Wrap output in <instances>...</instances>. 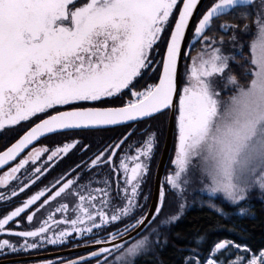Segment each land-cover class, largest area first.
I'll list each match as a JSON object with an SVG mask.
<instances>
[{
	"label": "snow or ice",
	"instance_id": "6c2138e0",
	"mask_svg": "<svg viewBox=\"0 0 264 264\" xmlns=\"http://www.w3.org/2000/svg\"><path fill=\"white\" fill-rule=\"evenodd\" d=\"M177 4L178 0H0V130L21 122L31 125L34 117L40 121L0 152V168L15 161L40 138L56 135L70 141L51 150L48 161L66 156L74 149L87 154L91 147L69 134L111 131L171 111L177 132L172 161L175 172L166 177V183L182 195L190 183L187 135L198 122L211 117L222 95L212 78L231 85L230 62L235 63L237 55L246 60V55L244 47L234 49V54L228 56L221 47L213 45L192 58L188 82L180 88L178 61L198 0H183L170 39L165 41L166 51L163 54L156 51ZM240 6H244L238 16L241 21L252 20L255 15L254 31L249 24L243 27L251 41L252 62H264V0L258 4L256 0H218L199 19L193 43L197 40L209 43L204 34L211 22L230 10L234 13ZM254 7L255 12L251 11ZM220 30H232L233 41L239 31L236 25H223ZM154 51L160 56L158 62L150 55ZM156 63L162 66V71L154 68L157 77L151 79L158 78V83H148L143 90H135L139 84L137 78L143 79L144 70ZM129 94L131 99L124 101V96ZM115 100L121 106H97L110 105ZM132 134L128 132L118 142L98 145L87 161L72 169L71 178L58 179L51 188L37 190L18 203L14 198L35 186L43 174L42 167L29 170L26 166L30 161L35 165L49 149L34 150L4 172L0 176V188L10 190L0 192V202L15 206L10 211H0V236H14L22 242L0 239V254L5 250L12 254L31 252L76 238L85 240L86 247H101L67 264H91L92 260L96 264H134L152 243L143 232L161 213L166 190L161 186L154 213L139 204L156 136L150 134L143 147L136 148L135 155L125 152L117 163L122 145ZM256 188L264 191V178L231 196L208 193L238 203ZM38 201L39 206L32 211ZM50 202H56L54 211H48L46 217L37 221V214L46 205L51 207ZM137 212L139 215H135ZM178 218L170 216L161 223L167 225ZM126 219L131 222L123 229L117 228L108 237L98 235ZM12 225L23 230L17 231ZM152 232L157 230L153 228ZM202 243L203 238L197 240V245ZM250 251L222 240L208 249L207 256L193 251L185 257L184 264H264V251L249 256Z\"/></svg>",
	"mask_w": 264,
	"mask_h": 264
},
{
	"label": "trees",
	"instance_id": "16d2710c",
	"mask_svg": "<svg viewBox=\"0 0 264 264\" xmlns=\"http://www.w3.org/2000/svg\"><path fill=\"white\" fill-rule=\"evenodd\" d=\"M215 1L206 0L198 19ZM179 7L180 5L174 13L173 23ZM243 10L244 6H240L235 9L234 13L231 11L220 18L228 24L237 21L240 23L239 28L243 31L246 20L241 21L238 18ZM218 19L213 21L208 30L209 34L220 32V24H216ZM254 19L255 15L249 23ZM245 44L246 53H250L249 40L245 41ZM252 59V56L250 60L248 59L246 68L239 64L235 65L237 81L241 83L240 87H248L252 81L264 76V62L262 65L261 63L254 64ZM157 80L158 78L155 82ZM168 119L169 112L167 115L158 114L155 118L144 121L157 125L164 140ZM24 131L9 143L11 144ZM250 131L251 134L247 135ZM244 134L245 139L238 147L236 161L229 165L227 171L228 186L237 191L250 187L264 178V158L262 157L264 154V121L256 122L250 129L246 128ZM6 147L7 145L0 147V151ZM178 217L174 222L162 225L155 235H151V238L155 237L154 241L135 259L134 264H184L185 257L190 256L193 251H199L202 256H207L208 249L222 240H229L250 249L249 254H259L260 251H264V191L259 188L250 190L246 194V199L238 203L229 202L222 195L212 196L209 193L195 195L189 207L183 210ZM201 238H203V243L197 245V240ZM232 251L235 253V249Z\"/></svg>",
	"mask_w": 264,
	"mask_h": 264
},
{
	"label": "flooded vegetation",
	"instance_id": "af4514ba",
	"mask_svg": "<svg viewBox=\"0 0 264 264\" xmlns=\"http://www.w3.org/2000/svg\"><path fill=\"white\" fill-rule=\"evenodd\" d=\"M183 0H179L178 5L181 4ZM173 16L170 18L169 26L165 29L164 32L161 33V38L158 40L159 47L156 48V51H159L162 54V51L164 50V47L166 46L165 41L168 40V34L172 28L173 25ZM250 20H246L245 24H249L250 30L254 31L255 26V19L253 22H250ZM216 24L219 25V31L213 34H209L208 32L205 33L209 38V43H205L203 40H197L195 43L191 45V50L189 55L185 58L184 64L182 67V85L184 86L185 83L188 81V70L191 68L192 65V58L196 57L201 52L205 51L207 48H211L213 45L216 47H221L222 52L224 55L232 56L234 54V49H236V40L233 41L232 37L234 35V32L232 30H225L221 31L220 28L223 25H236L237 28L241 31V28H239V24L237 21H235L232 24L226 23L222 18H219ZM236 34V33H235ZM249 35V34H248ZM214 38V39H213ZM236 50H239L238 48ZM150 55L155 56L156 61L158 62L160 60V56L155 55V51L152 52ZM236 63V62H235ZM235 63H232L234 65L233 71L236 67ZM159 69L161 70V65L158 63L153 64L149 69H145L143 75V79L137 78L139 81V84L137 85L136 89L137 91L143 90L144 86L148 83H156V79H151L152 77H157V72L153 71V69ZM229 71H232L230 68ZM215 77L212 79L214 80ZM219 82H222L218 80ZM217 82V79L215 78V84ZM134 84L137 82L134 81ZM228 87V85H225L222 82L221 88ZM226 87V88H227ZM226 88L222 89V95L219 96L217 103L215 105V110L218 107L222 109V112L224 111V106L228 103V98L231 95L236 93V88L234 87L231 92L228 90L226 91ZM126 92L128 90H125ZM226 91V92H225ZM225 97V99H224ZM131 99L130 94L124 96V101H127ZM224 100V101H223ZM97 106H121L119 100L113 101L110 105H97ZM51 111V110H50ZM226 113V111L224 112ZM54 114V113H52ZM44 118V117H43ZM34 123L31 125H28L27 122H21V125L16 126H6L5 129L0 130V147L8 146L11 142L20 132L27 130L29 127H31L33 124L39 121L38 118H33ZM17 129H19L17 131ZM128 132H132V136L125 142L124 145H122L121 150L118 153L117 157V163L120 155L125 154L127 152L128 155H135V150L138 147H143V142L147 140L148 136L150 134H155L156 136V144L153 150V154L150 160L147 161L148 163V172L146 173L144 180L141 185V194L139 197V204L143 206V209L149 210L152 196H153V190H154V179L155 174L157 170V166L159 163V160L161 158V154L164 147L165 137L163 140V136L159 131V128L157 125L150 121H140L136 123L129 124L128 126H117L111 131H102V132H83L78 135L69 134L72 136L73 139L79 140L81 144L89 145L92 149V151L87 152L85 154L83 151H77L72 150L68 155L62 157L54 158L52 161H48V156L51 154V150H53L55 147L63 145V143L70 142L68 139H66L63 136H56V135H50L47 138H44L40 140L38 143H36L32 148H30L21 158L16 160L13 164L9 165L5 169L0 171V176L3 175L4 172L8 171L11 167H14L16 164L19 163L20 159H23L27 156H29L30 153H32L36 149H42L47 147L49 149L48 152L43 153L40 156V159L36 161L35 165H33L30 161L29 165L26 167L29 170H34L35 167H42L43 174L40 177V180L37 181L36 185L33 186L31 189L26 190L24 193L20 194L19 198H14L16 202L26 199L30 194H34L35 191L45 188L46 186L48 188L52 187V184L55 183L58 179H66L71 178L72 169L76 167L77 164H81L82 161H87L88 158L92 155V153L96 150V147L101 144H107L111 143L112 141H119V139H122L124 135H126ZM176 143H177V132L175 128L172 148L170 152V156L168 158V162L165 168L164 177H163V186L165 190L167 188H170L166 183V177L170 174H173L175 170H171L174 168H171V162L176 150ZM190 143V142H189ZM187 144V152L190 151V148L193 147L192 144ZM79 147V145H78ZM129 166H132V162L129 161ZM171 168V169H170ZM21 173L20 175H22ZM113 180H115V177H113ZM15 183V182H14ZM9 189L0 188V192H6L9 191ZM47 195V193H46ZM145 197H147V200H145ZM43 200V198H41ZM40 201L37 202V205H34L32 207V211H35V209L39 206ZM51 207L45 206V209L41 210L40 213L37 214L36 220L39 221L43 217H46L48 214V211H54L56 207V202H50ZM14 204H5L3 202H0V211L7 209L10 211L12 207H14ZM135 215H139V212L135 213ZM57 218H59V214H57ZM129 220H124L121 223L114 224L110 226L106 232H99L98 235L100 237H108V234L111 232H115L117 228L123 229L126 223H130ZM154 223V222H153ZM151 224V226L153 225ZM151 226L148 227L147 231L151 229ZM13 229L19 231L23 230L22 228H15V225H12ZM144 231L143 235L147 232ZM0 239H9L13 243L19 244L22 241L18 240L14 236H0ZM86 241L76 238H70L65 244L63 245H45L44 247L40 248L39 250H33L31 252H20L17 254L8 253L7 250L3 254H0V264H48L49 261L52 262V264H60L61 261L64 262V264H67L68 261L77 260L79 257L82 256H88L91 251L98 250L101 246H94V247H86L85 246ZM101 260L103 257L100 258ZM91 264H96L95 260L91 261Z\"/></svg>",
	"mask_w": 264,
	"mask_h": 264
},
{
	"label": "rangeland",
	"instance_id": "374dc122",
	"mask_svg": "<svg viewBox=\"0 0 264 264\" xmlns=\"http://www.w3.org/2000/svg\"><path fill=\"white\" fill-rule=\"evenodd\" d=\"M256 3L258 4L259 1L256 0ZM253 11L255 12V7L253 8ZM237 40H236V49H240L241 47H244L245 55H246V60L245 59H239V56L237 55V61L235 63L239 64L241 67L246 68L247 66V61L248 59H251V54L246 53V44L245 41H250L249 35L246 34L244 31H238L236 32ZM262 65V62H261ZM234 65L232 62H230V68L232 71H229V75L231 77L233 74H236L235 68L233 71ZM188 82V81H187ZM186 84V83H185ZM222 82H219L217 80L215 84V78H214V86L217 88V90L222 92V89L226 88L223 87L221 88ZM241 86V83L238 82L237 80L232 79V84L228 85L226 88V91L228 90L229 92L232 91L234 87ZM225 91V92H226ZM232 96V95H231ZM228 98V97H227ZM225 99V97H224ZM224 101V100H223ZM229 105V101L224 106V111L222 112V109H220L219 104L217 109L215 110V115L212 116V121L210 123V127L208 130L204 131L202 138L197 140L196 142H193L192 145L193 147L190 148V151L188 152V157L190 153H196L195 156L191 158V162L188 163V174L187 178L189 179L190 183L187 184L186 190L183 192V194H179L177 192L172 191L170 188L166 189V200L164 203V206L162 208L161 213L159 214L158 218L155 220L153 225L151 226V229H149L144 235L149 236V239L151 242L154 241L155 237L151 238V235H155V233L152 232V229L155 228L158 230L162 225L161 221L168 219L170 216H180L181 212L185 210L186 208L189 207L191 204V201L195 197V195H201V194H207L208 192L206 191L204 184L210 183L209 178L207 175H205L202 172V160L205 156L209 154L215 147L219 145L221 141H226L228 144V155H229V164L227 171L229 170V165L233 162L236 161L237 158V150L238 147L241 145V143L244 142L245 139V134L244 132L246 131V128L240 131H235L227 126L228 121L226 120V113H224ZM252 131V130H251ZM251 131L248 132L247 135L251 134ZM249 139V138H248ZM252 139V138H251ZM262 157L264 158V154H262ZM175 155L172 159L174 160ZM172 161L171 162V170H175V166L173 165ZM228 173V172H227ZM170 175V174H169ZM181 204H183V209H181ZM152 244V243H151ZM244 248V247H241ZM251 254H249L250 256ZM259 255V254H256Z\"/></svg>",
	"mask_w": 264,
	"mask_h": 264
},
{
	"label": "clouds",
	"instance_id": "9594fccd",
	"mask_svg": "<svg viewBox=\"0 0 264 264\" xmlns=\"http://www.w3.org/2000/svg\"><path fill=\"white\" fill-rule=\"evenodd\" d=\"M237 80L236 74L232 76ZM226 110L227 126L235 131L251 128L258 121H264V76L252 81L248 87L240 89L228 97ZM196 153H190L188 163ZM229 164L228 144L221 141L202 160V172L208 176L210 183L204 184L207 192H220L231 196L237 190L228 186L227 168Z\"/></svg>",
	"mask_w": 264,
	"mask_h": 264
},
{
	"label": "water",
	"instance_id": "95a60500",
	"mask_svg": "<svg viewBox=\"0 0 264 264\" xmlns=\"http://www.w3.org/2000/svg\"><path fill=\"white\" fill-rule=\"evenodd\" d=\"M179 2V0H178ZM206 0H198V4H197V7L196 9L194 10L193 12V15L192 17L190 18L189 20V25H188V28L186 29L185 31V39L184 41L182 42V56L180 58V60L178 61V77H179V81H180V84H179V87L181 88V85H182V67H183V64H184V60L185 58L189 55L190 53V50H191V45L193 44V40L195 39V26H197L198 22H196L197 18H198V15L203 7V5L205 4ZM218 0H216L214 3H217ZM213 3V4H214ZM212 4V5H213ZM211 5V6H212ZM183 6V1L182 3L180 4V8H182ZM210 6V7H211ZM177 7H178V4H177ZM209 7V8H210ZM208 8V9H209ZM177 9V8H176ZM176 9L173 10V14L174 12L176 11ZM207 9V10H208ZM206 10V11H207ZM206 11L203 13L205 14ZM232 10H230L231 12ZM226 14H223L221 16H224ZM203 16V15H202ZM201 16V18H202ZM220 16V17H221ZM172 17V16H171ZM170 17V18H171ZM179 17V11L177 13V16H176V19H178ZM200 18V19H201ZM175 19V20H176ZM199 21V20H198ZM213 22V21H212ZM212 22H211V25H212ZM175 23V21H174ZM210 25V27H211ZM172 29H174V24L172 26ZM209 29H206L205 30V33L208 31ZM191 35L193 36L191 38ZM170 39V35H169V38ZM165 51H166V48H165ZM186 54V56H185ZM161 71H162V66H161ZM158 83V81H157ZM175 102H178V97L175 98ZM158 115V114H156ZM155 115V116H156ZM213 115V114H212ZM211 115V116H212ZM46 118V117H44ZM149 119V118H147ZM146 120V119H145ZM40 121L36 122V123H39ZM210 122V118L209 119H206L202 122H198L191 130L190 132L188 133L187 135V138H186V146L187 144H192L193 142H196L197 140L199 141V139L202 138V135L205 131L208 130V123ZM136 123V122H135ZM132 124V123H131ZM35 125V124H34ZM32 125V126H34ZM27 130H30V128H28ZM26 130V131H27ZM25 132V131H24ZM24 132L17 138L15 139L9 146L7 147H10L13 143H16L20 137L24 134ZM174 133H175V116L172 114L171 111H169V119H168V125H167V131H166V137H165V142H164V147H163V151H162V154H161V158L159 160V163H158V166H157V170H156V174H155V179H154V190H153V196H152V200H151V204H150V207L149 209L151 210V213H154L155 212V208L158 206L159 204V201H158V193H159V190L161 188V186H163V177H164V172H165V168H166V165H167V162H168V158L170 156V152H171V148H172V143H173V138H174ZM43 138H40L36 141H34L31 145H29L18 157L16 160H18L19 158H21L30 148H32L37 142H39L40 140H42ZM6 147V148H7ZM6 148H4L3 150H1L0 152L2 151H5ZM15 160V161H16ZM15 161H10L7 165L3 166L2 168H0V171L5 169L6 167H8L9 165L13 164ZM151 213L149 214V218L151 219Z\"/></svg>",
	"mask_w": 264,
	"mask_h": 264
}]
</instances>
